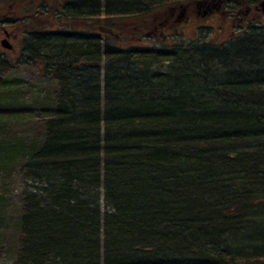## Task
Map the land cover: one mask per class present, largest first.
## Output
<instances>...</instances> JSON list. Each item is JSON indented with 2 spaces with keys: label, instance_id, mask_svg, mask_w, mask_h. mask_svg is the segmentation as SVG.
I'll list each match as a JSON object with an SVG mask.
<instances>
[{
  "label": "trees",
  "instance_id": "16d2710c",
  "mask_svg": "<svg viewBox=\"0 0 264 264\" xmlns=\"http://www.w3.org/2000/svg\"><path fill=\"white\" fill-rule=\"evenodd\" d=\"M195 1L93 0V31L131 34ZM257 27L144 54L93 41V58L89 47L47 41L45 52L34 40L50 58L22 63L43 64L52 97L34 95L35 115H3L26 108L0 89V127L42 124L28 141L0 131V245L11 224L15 264H264V55L247 43L264 40ZM16 181L24 188L10 196ZM10 199L18 215L1 229Z\"/></svg>",
  "mask_w": 264,
  "mask_h": 264
},
{
  "label": "flooded vegetation",
  "instance_id": "af4514ba",
  "mask_svg": "<svg viewBox=\"0 0 264 264\" xmlns=\"http://www.w3.org/2000/svg\"><path fill=\"white\" fill-rule=\"evenodd\" d=\"M54 3L59 6L55 12L60 10L58 25L49 23L48 11L56 10L52 5ZM258 3L249 6L243 1H227L205 16H196L192 8H187L185 12L180 11L179 7L168 8L158 18L144 21L137 30L128 34V29L120 31V26L114 29L110 25L100 26L93 31V11H82L77 6L79 0H0V58H24L28 61L31 58H50L48 53L41 54L37 51L34 40H38L45 52L50 48L47 41L57 40L59 44L69 46L68 49L70 46L80 50H87L89 47L90 58H93V41L96 45L107 42L111 49L116 48L111 46V42L116 43L117 47L120 46L116 49L123 52L129 48H144L143 43L147 41L173 40L187 44L192 40V32L203 28L213 30L219 43H225L238 38L242 31L264 25V9ZM230 4L233 5L228 7ZM84 14H89V20L86 18L80 22L86 17ZM34 18L42 20L38 24L40 27L34 26ZM208 24L214 25L208 27ZM231 28H236L237 31L231 32ZM37 36L43 37L41 43L39 39H35ZM69 52L72 53L71 50ZM81 57L85 58L86 55Z\"/></svg>",
  "mask_w": 264,
  "mask_h": 264
},
{
  "label": "rangeland",
  "instance_id": "374dc122",
  "mask_svg": "<svg viewBox=\"0 0 264 264\" xmlns=\"http://www.w3.org/2000/svg\"><path fill=\"white\" fill-rule=\"evenodd\" d=\"M231 4L228 6L230 7ZM6 7V6H5ZM227 10V6L225 7V11ZM121 11V9L119 10ZM102 19V17H101ZM125 22V21H123ZM214 25V24H213ZM213 25H207L208 27H212ZM210 30H207V28L198 29L192 32V39L194 41H197V43L203 42L209 35ZM102 41V40H101ZM114 41V40H112ZM215 43V42H214ZM146 44V43H145ZM148 45H154L157 48L161 47V44H154V43H147ZM111 46L117 47L116 43L111 42ZM70 51V50H69ZM62 53V52H61ZM64 55L67 56V52H63ZM24 58H16L15 60L13 58H0V89L1 88H8L13 91L11 93V96L13 97L15 91L16 92V101L18 104H21L22 106L19 107L22 108H30L29 106L32 103V100L35 99L34 95H37L38 99L41 98H50L52 97V89L55 88L54 86L57 84L52 77L48 78L50 75H46L45 77H42L41 74L44 71L43 64L36 65V63L41 62L39 58H37L36 63H29V64H23ZM17 60H19V63H17ZM6 63H5V62ZM43 66V68H42ZM42 68V70H41ZM12 97L9 98V100H12ZM43 101V100H41ZM8 103H11L8 102ZM9 108H3L7 109V111H2L3 115L10 114L11 111L17 112L18 114H24V115H35V110L32 109H25V110H18L15 109V106L13 109ZM42 129V124L40 121H35L33 119H26L19 122H9L8 125L6 123H1L0 131L2 132L3 139L11 142L15 141H23V140H31L39 135L40 131ZM24 188V184L21 182H14L12 184H9L8 186V193L10 196L18 194L22 189ZM9 207L7 204V214L4 215L3 224L1 225V229L5 227L6 220L11 221L14 218L17 217L18 211L14 203H17L15 200H9ZM8 228L3 232L4 238L6 239L5 245H0V264H15V254L14 251L11 249L13 247H9V244H14V227L11 224H7Z\"/></svg>",
  "mask_w": 264,
  "mask_h": 264
},
{
  "label": "bare ground",
  "instance_id": "6f19581e",
  "mask_svg": "<svg viewBox=\"0 0 264 264\" xmlns=\"http://www.w3.org/2000/svg\"><path fill=\"white\" fill-rule=\"evenodd\" d=\"M200 1H208V0H198V1H195V2H193L192 4H189V5H179V6H177V7H181V6H185V7H187V8H192L193 10H195V3L196 2H200ZM231 3H233V2H235L234 0H229ZM240 1H247V0H240ZM252 1V0H251ZM259 3H261L262 1H264V0H257ZM257 1H255V2H257ZM88 2H89V7L88 8H86V9H84V10H87V12L89 13V11H93V0H88ZM252 4H254L253 3V1L251 2ZM259 3H258V5H259ZM110 4H111V7H110V9L111 10H120V8H117V7H112V6H120V4H119V2L118 1H115V2H112V1H110ZM232 5V4H231ZM172 8H174V7H172ZM84 16H86V17H89V14H84ZM260 26V25H259ZM258 27L256 26L254 29H257ZM207 30H210V29H207ZM213 30H210V33H209V35H208V37L203 41V42H209V43H212V44H217V45H220V44H225V43H228V42H225V43H219V41H218V38L217 37H215L214 36V33L212 32ZM237 31V29L235 28V29H232L231 28V32H236ZM241 33L242 32H240L239 33V36L241 35ZM238 36V37H239ZM193 37V36H192ZM192 37H190L191 39H192ZM149 42H151V41H147V42H145V43H143V45H145V47L144 48H135L136 50H138L137 52L138 53H142V54H144V53H152V52H158V51H166L167 49H169L171 46H173V45H175V44H177V43H179V42H183L184 44H186L184 41H173V40H169V41H167V42H162V41H160V40H158L157 42H151V43H154V44H161L160 46L161 47H159V48H157L156 46H154V45H148L147 43H149ZM215 42V43H214ZM254 42H256L255 43V46L256 47H258V46H260V47H264V40H262V39H259V38H257V37H253L249 42H247V43H254ZM190 43H197V41H194L193 39L189 42V43H187V44H190ZM201 43V42H200ZM186 44V45H187ZM260 47H258V48H256V51H257V53H256V55L257 56H261V54L262 55H264V48H260ZM198 75V78H201V76H202V74L201 73H197Z\"/></svg>",
  "mask_w": 264,
  "mask_h": 264
},
{
  "label": "water",
  "instance_id": "95a60500",
  "mask_svg": "<svg viewBox=\"0 0 264 264\" xmlns=\"http://www.w3.org/2000/svg\"><path fill=\"white\" fill-rule=\"evenodd\" d=\"M229 0H208V1H200L195 3V10L194 14L196 16L203 15L205 16L209 11L212 9H217L219 6L223 5L225 2ZM235 2H238L239 0H234ZM259 7L264 9V1L259 3ZM180 11H187V7L181 6L179 7ZM81 67H87V68H93V67H99L98 64H80ZM78 68V67H76Z\"/></svg>",
  "mask_w": 264,
  "mask_h": 264
}]
</instances>
